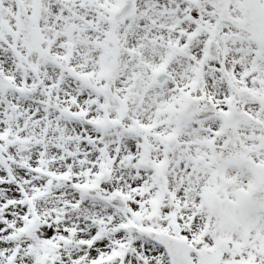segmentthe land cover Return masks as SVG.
Returning a JSON list of instances; mask_svg holds the SVG:
<instances>
[{"label":"snow or ice","instance_id":"1","mask_svg":"<svg viewBox=\"0 0 264 264\" xmlns=\"http://www.w3.org/2000/svg\"><path fill=\"white\" fill-rule=\"evenodd\" d=\"M0 264H264V0H0Z\"/></svg>","mask_w":264,"mask_h":264}]
</instances>
